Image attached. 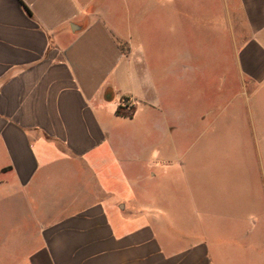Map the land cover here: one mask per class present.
Instances as JSON below:
<instances>
[{"label":"crops","instance_id":"1","mask_svg":"<svg viewBox=\"0 0 264 264\" xmlns=\"http://www.w3.org/2000/svg\"><path fill=\"white\" fill-rule=\"evenodd\" d=\"M181 21L212 45L194 54ZM194 69L221 86L215 115L193 112ZM209 125L229 167L185 179L184 227L168 200L123 198L134 167L158 181L162 135L203 150ZM0 246L9 264H264V0H0Z\"/></svg>","mask_w":264,"mask_h":264},{"label":"rangeland","instance_id":"2","mask_svg":"<svg viewBox=\"0 0 264 264\" xmlns=\"http://www.w3.org/2000/svg\"><path fill=\"white\" fill-rule=\"evenodd\" d=\"M200 7H193L195 18L199 14ZM183 22V23H182ZM193 27L191 28L189 23L186 21H181L179 24V29H183L187 32L186 38H184L183 45L187 44V46L191 45L193 49V53L197 54V50L201 49V46L212 45V41L202 33V30L196 27V23H192ZM191 30V31H190ZM215 55H207V58H211V61ZM203 70L194 69L193 71V92H192V109L194 114L197 116L201 111L203 114L206 113V110H211L216 114L218 109H220V103L212 100L213 97L216 96L217 91L220 90L221 86L218 85H206V81L202 80L201 75L204 74ZM212 73V72H211ZM215 73V71H214ZM213 73V74H214ZM217 81V80H216ZM209 84V83H208ZM189 90V88H188ZM184 97V96H183ZM182 97V98H183ZM178 101H181V97H178ZM209 101L206 107V103ZM184 102V101H183ZM205 102V103H203ZM209 120V118H207ZM202 121L194 117V127L197 126L198 130H201L204 125H206L207 121L204 119ZM196 123V124H195ZM200 123V125H199ZM174 134V133H172ZM174 137L178 139V148L174 151H167L163 149V147L170 144L171 138L169 135L161 136L162 141V150L161 154L155 157L154 165L157 170L158 181H153L149 178V176L138 177V173H142L145 171L146 173V166L143 167H134V171L130 173V192L129 195L127 190L122 191L123 198L128 200L130 198L131 192H140L141 189L146 192V196L143 199H139L138 201L142 203L145 209H152L160 206V209L166 211L163 206L167 204V201L171 203V210H174L173 221L176 222L179 226L184 227L185 218V179L188 177H192L193 174L196 172L201 173L203 170H206L207 173H214L216 172V167H220L218 165L216 159L224 161L223 167L228 168L229 165L226 163L227 159L230 158V154H227V150L225 148L217 147L216 143H218V134L211 128L209 125L208 127L204 128V133L202 138L198 141L199 145H205L208 147L203 150L198 149L195 147L191 150H185L184 146L188 142V138L183 135L175 134ZM201 137V136H200ZM208 150V151H207ZM245 151H242V154ZM157 155V154H156ZM241 155V154H240ZM239 156V151H235V157ZM242 157V155H241ZM244 157V156H243ZM233 159V158H232ZM226 161V162H225ZM238 162V161H237ZM141 171V172H139ZM244 172V167L241 168V174ZM171 179H170V178ZM140 189V190H139ZM142 192V191H141ZM156 193L158 196L156 197ZM171 194L172 197L168 195ZM160 196V198H159ZM135 200V199H134ZM136 201V200H135ZM157 203V206H156ZM129 204V202H128ZM135 204V203H134ZM130 205V204H129ZM139 207V206H138ZM159 209V208H158ZM168 210V209H167ZM165 215V213H164ZM163 214L161 216L164 217ZM166 216V215H165ZM168 216V215H167ZM7 247L0 246V257L4 261H1L0 264H9L8 262V255L9 253L5 251Z\"/></svg>","mask_w":264,"mask_h":264}]
</instances>
